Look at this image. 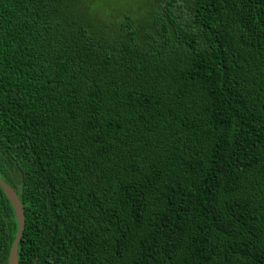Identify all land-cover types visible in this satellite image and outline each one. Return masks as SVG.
Segmentation results:
<instances>
[{"label":"trees","instance_id":"16d2710c","mask_svg":"<svg viewBox=\"0 0 264 264\" xmlns=\"http://www.w3.org/2000/svg\"><path fill=\"white\" fill-rule=\"evenodd\" d=\"M0 179L16 264H264V0H0Z\"/></svg>","mask_w":264,"mask_h":264},{"label":"rangeland","instance_id":"374dc122","mask_svg":"<svg viewBox=\"0 0 264 264\" xmlns=\"http://www.w3.org/2000/svg\"><path fill=\"white\" fill-rule=\"evenodd\" d=\"M95 17L104 20H120L123 14L129 15L134 22L146 21V15L164 3V0H84ZM101 21V20H100ZM98 23H96L97 25Z\"/></svg>","mask_w":264,"mask_h":264},{"label":"water","instance_id":"95a60500","mask_svg":"<svg viewBox=\"0 0 264 264\" xmlns=\"http://www.w3.org/2000/svg\"><path fill=\"white\" fill-rule=\"evenodd\" d=\"M0 189L11 206L16 223V231L8 250L6 264H16L17 244L22 235L23 226H24L23 211L17 196L1 179H0Z\"/></svg>","mask_w":264,"mask_h":264}]
</instances>
